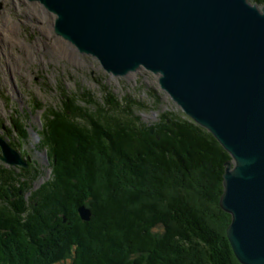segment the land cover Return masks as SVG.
Returning a JSON list of instances; mask_svg holds the SVG:
<instances>
[{
    "label": "trees",
    "instance_id": "trees-1",
    "mask_svg": "<svg viewBox=\"0 0 264 264\" xmlns=\"http://www.w3.org/2000/svg\"><path fill=\"white\" fill-rule=\"evenodd\" d=\"M75 99L86 105L67 99L37 129L48 179L35 187L38 174L23 183L5 169L0 264H238L218 206L229 156L215 139L184 115L145 125L133 110L144 105L109 92Z\"/></svg>",
    "mask_w": 264,
    "mask_h": 264
},
{
    "label": "water",
    "instance_id": "water-1",
    "mask_svg": "<svg viewBox=\"0 0 264 264\" xmlns=\"http://www.w3.org/2000/svg\"><path fill=\"white\" fill-rule=\"evenodd\" d=\"M113 77L143 69L228 154L218 206L239 264H264V4L248 0H25ZM30 115V114H29ZM34 137L37 133L32 130ZM0 159H30L0 137ZM45 157V153L42 154ZM83 221L88 209L80 207Z\"/></svg>",
    "mask_w": 264,
    "mask_h": 264
},
{
    "label": "rangeland",
    "instance_id": "rangeland-1",
    "mask_svg": "<svg viewBox=\"0 0 264 264\" xmlns=\"http://www.w3.org/2000/svg\"><path fill=\"white\" fill-rule=\"evenodd\" d=\"M17 1L0 0V137L10 142L23 157H28L30 163L26 169L29 172H24L7 166L0 159V188L4 181L5 184L9 182L5 169H10L11 176L23 183L28 179L22 175L38 174L35 187L48 179V162L43 152L35 148L40 141L32 130L37 133L45 118H50L48 112L60 110L67 99L73 100L75 105H86L75 97L88 93L100 102L109 92L123 104L144 105L141 108L134 106L133 110L145 125L154 123L163 112L184 115L160 89L156 76L140 69L126 77H113L103 70L97 59L80 54L70 42L54 34L51 14L39 7H24ZM4 45L10 47L11 60L5 58L3 62L2 51H8ZM12 82L21 91V98L12 91ZM35 105L42 108L33 111ZM19 126L26 129V139L20 137L16 129Z\"/></svg>",
    "mask_w": 264,
    "mask_h": 264
},
{
    "label": "flooded vegetation",
    "instance_id": "flooded-vegetation-1",
    "mask_svg": "<svg viewBox=\"0 0 264 264\" xmlns=\"http://www.w3.org/2000/svg\"><path fill=\"white\" fill-rule=\"evenodd\" d=\"M17 4H19V5H22V6H24V7H27V5H30V7L31 8H35V7H38L37 5H34V4H32V3H28L27 1H25V0H18L17 2H16ZM11 4H14V3H11ZM15 25V24H14ZM4 47L5 48H7V50L8 51H6V52H4V51H2L4 54H2L3 55V57L1 58V60L4 62L5 61V58H8V59H10L11 60V58H10V56L8 55L9 54V46H5L4 45ZM28 47H30V46H28ZM31 49H32V47L29 49V51H31ZM5 56V57H4ZM7 75H9L10 77H11V72L9 71V70H7ZM13 81V80H12ZM11 89H12V91L16 94V96L18 97V98H21V95H20V90H18V88H17V86L15 85V84H13V82H12V84H11ZM1 156V155H0ZM24 171V170H23ZM6 189H9L8 188V186H6Z\"/></svg>",
    "mask_w": 264,
    "mask_h": 264
},
{
    "label": "bare ground",
    "instance_id": "bare-ground-1",
    "mask_svg": "<svg viewBox=\"0 0 264 264\" xmlns=\"http://www.w3.org/2000/svg\"><path fill=\"white\" fill-rule=\"evenodd\" d=\"M53 25V24H52ZM44 153V152H43Z\"/></svg>",
    "mask_w": 264,
    "mask_h": 264
}]
</instances>
